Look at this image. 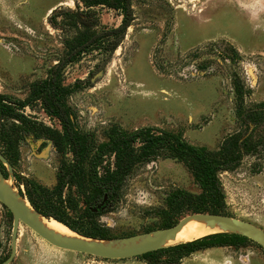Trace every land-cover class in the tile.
I'll use <instances>...</instances> for the list:
<instances>
[{"label":"rangeland","instance_id":"374dc122","mask_svg":"<svg viewBox=\"0 0 264 264\" xmlns=\"http://www.w3.org/2000/svg\"><path fill=\"white\" fill-rule=\"evenodd\" d=\"M58 7L73 5L65 0H0V96L24 100L29 83L43 79L56 64L63 35L47 17ZM131 9L133 20L101 71L96 72L101 58L96 52L62 70L64 85L89 82L67 97L73 124L87 144L104 142L103 133L112 126L125 131L151 127L180 133L186 143L215 151L227 135L243 132L234 115L230 74H237L250 92L244 108L264 104V0H132ZM96 14L105 28L120 22L113 10L99 8ZM211 44L233 47L237 65L221 62ZM195 50L198 57H186ZM207 59L211 63L203 75L196 68ZM19 113L35 124L59 128L36 104ZM12 125L19 124L0 117V155L11 169L9 174L1 163L7 185L22 198L25 181L51 189L62 157L46 139L21 131L16 143L3 142ZM255 136L263 138L264 129ZM217 177L223 194L219 215L264 231V146ZM175 189L199 193L180 162L155 159L136 165L125 177L118 200L93 217L103 231L102 241L152 233L165 228L166 221L174 225L191 215H169L166 196ZM69 192L77 196L73 188ZM20 226L8 264H147L139 257L106 260L61 250ZM78 226L88 229L85 222ZM10 233L11 215L0 205V263L9 256ZM178 264H264V250L248 240L243 246L194 252Z\"/></svg>","mask_w":264,"mask_h":264},{"label":"trees","instance_id":"16d2710c","mask_svg":"<svg viewBox=\"0 0 264 264\" xmlns=\"http://www.w3.org/2000/svg\"><path fill=\"white\" fill-rule=\"evenodd\" d=\"M73 8L58 7L47 17L48 24L63 35L62 53L47 71L45 77L28 85L24 100L0 96V117L18 122L11 126L9 133L2 135V141L16 143L19 132L34 138L48 140L54 151L62 158L55 174L51 189L32 181L21 183L23 197L30 207L47 219H53L70 231L90 239L103 240L104 234L93 221L105 204L114 203L120 196V188L125 177L138 164L155 159H172L180 162L190 173L198 194L175 189L166 196L169 215L182 213L221 214L223 194L217 174L233 170L246 155H255L264 146V137L255 136L257 130L264 129V104L244 108V98L249 95L237 74H230L236 123L244 126L243 132L227 135L215 151L206 150L186 143L180 133L157 128L141 127L125 131L116 126L104 131L105 141L90 147L77 132L67 97L88 80L76 81L71 86L64 85L63 68L88 53L96 52L101 58L96 64V72L101 71L110 55L122 40L126 29L133 20L132 0H65ZM106 8L120 16V22L112 28L103 27L96 11ZM215 50L221 62L234 67L239 62L236 50L230 45L219 49L217 44L209 45ZM217 48V49H216ZM199 50L186 57H198ZM211 60H202L196 71L205 75ZM210 73V71H209ZM36 104L48 117L54 119L59 129L35 124L19 111ZM69 155V159H65ZM0 163V171L4 170ZM77 196H73L69 190ZM66 191V193H64ZM103 205H100L101 202ZM85 222L88 229L79 230L78 223ZM172 226L166 221L163 227ZM248 240L236 234L215 233L192 241L168 246L139 256L147 264H178L188 255L214 247L243 246Z\"/></svg>","mask_w":264,"mask_h":264},{"label":"water","instance_id":"95a60500","mask_svg":"<svg viewBox=\"0 0 264 264\" xmlns=\"http://www.w3.org/2000/svg\"><path fill=\"white\" fill-rule=\"evenodd\" d=\"M0 162L6 166L7 172L10 174V166L2 155H0ZM23 200L25 203H23ZM0 205H2L11 215L10 252L7 259L0 264H8L11 261L14 255L15 240L18 233V226L20 224L30 229L39 238L55 248L106 260L136 258L149 252L173 246L166 245V242L174 239L180 228L186 222L193 219L203 222L210 228L218 226L220 231L215 233L236 234L242 236L264 250V231L261 229L242 220L219 214L207 213L191 214L181 218L177 223L168 228H163L141 236H130L116 241L90 239L81 237L77 234L78 237L62 236L46 229L38 221V217L42 216L30 207L25 198H22L20 195L13 192L12 188L7 185L6 179L1 171Z\"/></svg>","mask_w":264,"mask_h":264},{"label":"bare ground","instance_id":"6f19581e","mask_svg":"<svg viewBox=\"0 0 264 264\" xmlns=\"http://www.w3.org/2000/svg\"><path fill=\"white\" fill-rule=\"evenodd\" d=\"M8 183V182H6ZM23 203L25 201L23 200ZM38 221L48 230L53 231L56 234L62 235V236H68V237H78L75 233L68 230L64 225L61 223H58L52 219L42 218L38 217ZM21 226H18V236L19 232L20 234L22 231H20ZM220 229L218 226H215L213 228H210L209 226H206L203 222L198 220H190L186 222L180 230L176 233L174 239L168 240L166 242V245H174L178 243H184L188 242L190 240H194L196 238H200L202 236L213 234L215 232H219Z\"/></svg>","mask_w":264,"mask_h":264},{"label":"flooded vegetation","instance_id":"af4514ba","mask_svg":"<svg viewBox=\"0 0 264 264\" xmlns=\"http://www.w3.org/2000/svg\"><path fill=\"white\" fill-rule=\"evenodd\" d=\"M59 127V126H58ZM59 129V128H58ZM48 141V140H47ZM53 148V147H52ZM1 163V162H0ZM2 173V172H1ZM3 175V174H2ZM104 204V202L102 201L101 202V204L100 205H103ZM106 205V204H105ZM102 209V208H101Z\"/></svg>","mask_w":264,"mask_h":264}]
</instances>
